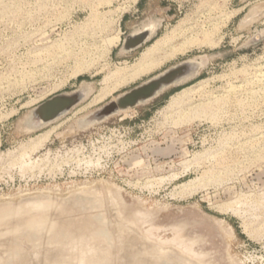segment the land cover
Wrapping results in <instances>:
<instances>
[{"label":"rangeland","instance_id":"obj_1","mask_svg":"<svg viewBox=\"0 0 264 264\" xmlns=\"http://www.w3.org/2000/svg\"><path fill=\"white\" fill-rule=\"evenodd\" d=\"M139 1L0 0V264H264V38L248 44L264 0H146L145 14ZM200 56L195 78L90 119ZM84 84L83 102L34 130L35 108ZM29 213L45 221L17 236ZM91 229L109 240L90 245ZM156 243L161 260L144 255Z\"/></svg>","mask_w":264,"mask_h":264},{"label":"water","instance_id":"obj_2","mask_svg":"<svg viewBox=\"0 0 264 264\" xmlns=\"http://www.w3.org/2000/svg\"><path fill=\"white\" fill-rule=\"evenodd\" d=\"M150 36V30L130 33L124 39L122 52H131L139 49L150 40ZM263 38L264 36L258 33L248 44L257 43ZM198 70L199 68L195 64L185 61L111 100L93 112L90 118L92 121L102 123L119 112L146 104L158 98L166 89L195 78ZM185 78L188 79L180 82ZM84 100L85 97L81 90L59 94L46 100L33 110V119L38 122V127L34 130L41 129L57 121Z\"/></svg>","mask_w":264,"mask_h":264},{"label":"bare ground","instance_id":"obj_3","mask_svg":"<svg viewBox=\"0 0 264 264\" xmlns=\"http://www.w3.org/2000/svg\"><path fill=\"white\" fill-rule=\"evenodd\" d=\"M259 18V11H257V10H254V11H252V12H250V14H249V16L247 17V19L244 21L246 24H252L254 21H256L257 19ZM243 22V23H244ZM156 27V26H155ZM154 27H152L151 29H149L150 30V32H151V36H150V38L152 37V35H153V32H154ZM147 30V29H146ZM142 32V31H141ZM138 33V32H137ZM190 63H192V64H195L198 68H199V70H198V73H199V71H200V69L202 68V67H204L205 66V64L207 63V57H205V56H200V57H198V58H195V59H193V60H191V61H189ZM189 78V77H188ZM188 78H185L184 80H182V81H180V82H184L185 80H187ZM91 88V86L90 85H87V84H84L83 86H82V93H84L85 91H87V90H89ZM129 110V109H128ZM128 110H125V112L126 111H128ZM123 112V111H122ZM89 119V118H88ZM91 119V118H90ZM94 121V120H93ZM90 123H93V122H90ZM96 123H98V122H96V121H94V124H96ZM31 124V123H30ZM34 124V123H33ZM85 126L86 125H89L88 123L87 124H84ZM33 128V127H32ZM33 130V129H32ZM108 185V184H107ZM106 186V185H105ZM107 187V186H106ZM108 188V187H107ZM83 189V190H82ZM84 189H86L85 187L84 188H81V190L79 191L80 193L82 192V194L84 193L83 191H85V193H86V190H84ZM111 189V188H110ZM111 191V190H110ZM110 191L109 192H107V194H108V196L109 195H111V194H109L110 193ZM75 194H76V197H77V194H79V193H77V192H75L73 195L75 196ZM91 196H93V197H98V193L96 192V193H94V195H92V193H89ZM104 194V193H103ZM80 196H81V194H80ZM79 196V197H80ZM87 197V196H86ZM92 197V198H93ZM90 198V197H89ZM74 199V198H73ZM73 199L71 200V202H73L72 204H75V206H77V207H80L81 206V204H77V203H74V201H73ZM80 200V199H79ZM66 201V200H65ZM84 201V200H83ZM75 202H76V200H75ZM82 203V202H81ZM46 204V203H45ZM48 204V203H47ZM31 205V204H30ZM35 205V204H34ZM42 205V204H41ZM32 206V205H31ZM31 206H29V207H31ZM39 206V205H38ZM37 206V207H38ZM25 207V206H24ZM28 208V207H27ZM34 208V207H33ZM32 208V209H33ZM60 208V207H59ZM31 209V210H32ZM36 209V208H35ZM34 210V209H33ZM37 210V209H36ZM35 210V211H36ZM42 210V209H41ZM62 210V209H61ZM30 211V210H29ZM37 212V211H36ZM30 214L31 213H29V216H27L28 214H22L21 216H22V218H21V220H20V223H18L19 225H17L16 226V228H15V230H16V233H17V236H19V235H21V234H25V232L26 231H28V230H30L31 232L30 233H32V234H36V233H38L39 232V227L41 226V224L45 221V215H36V216H30ZM40 214V213H39ZM31 226H33V228H30ZM43 228V227H42ZM54 229V228H53ZM61 232V230H57V231H55L54 230V232ZM91 233H90V235H89V241H88V243L91 245V244H93V245H95L97 242L99 243V242H103V241H107V240H109L106 236H105V234H104V232L101 230V231H97V230H93V229H91ZM31 236V235H30ZM82 243V242H81ZM153 243V242H152ZM117 244V243H116ZM86 247H87V244L86 243H82V245L81 246H79L78 248L80 249L79 251H85L86 250ZM166 252V249L160 244V245H158L157 243L156 244H153V245H151L147 250H146V252H145V256L147 257V258H155V257H157V258H160L159 260H161L162 259V255L164 254ZM97 255V254H96ZM119 255V254H118ZM98 257V256H97ZM120 257V256H119ZM139 258V257H138ZM153 258V259H154ZM155 260V259H154ZM120 262V261H119ZM165 264V263H164Z\"/></svg>","mask_w":264,"mask_h":264},{"label":"crops","instance_id":"obj_4","mask_svg":"<svg viewBox=\"0 0 264 264\" xmlns=\"http://www.w3.org/2000/svg\"><path fill=\"white\" fill-rule=\"evenodd\" d=\"M148 5H149V3H147L146 0H140V1L138 2V4H137V9H138L139 13H140V14H145L147 8H149ZM131 22H132V21H131V17H130V16H125V17L123 18L122 23H121V31H122V33H123V32H126V33L128 32ZM156 31H157V30H156ZM130 33H132V32H130ZM130 33H129V34H130ZM129 34H128V35H129ZM115 51H116V50H115ZM132 52H133V51H131V52H122V53H124V54H129V53H132Z\"/></svg>","mask_w":264,"mask_h":264}]
</instances>
